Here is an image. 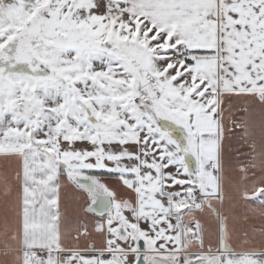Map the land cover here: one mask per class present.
Wrapping results in <instances>:
<instances>
[{
	"label": "snow or ice",
	"instance_id": "6c2138e0",
	"mask_svg": "<svg viewBox=\"0 0 264 264\" xmlns=\"http://www.w3.org/2000/svg\"><path fill=\"white\" fill-rule=\"evenodd\" d=\"M0 169V264H264V0H0Z\"/></svg>",
	"mask_w": 264,
	"mask_h": 264
},
{
	"label": "crops",
	"instance_id": "0c3cea01",
	"mask_svg": "<svg viewBox=\"0 0 264 264\" xmlns=\"http://www.w3.org/2000/svg\"><path fill=\"white\" fill-rule=\"evenodd\" d=\"M241 119H254L257 123L259 122L260 120V113H259V110H255L253 113H250L248 117H243L241 116ZM242 135V134H240ZM238 138H234V143L236 142ZM242 143V141H241ZM0 171H2V169H0ZM235 211L240 214V215H243L245 213L248 214V217H249V220L251 221H255V222H259V218L258 217H254L251 212L249 210H247L243 204H237L236 207H235ZM248 231H251L250 229ZM242 235V233H241Z\"/></svg>",
	"mask_w": 264,
	"mask_h": 264
}]
</instances>
